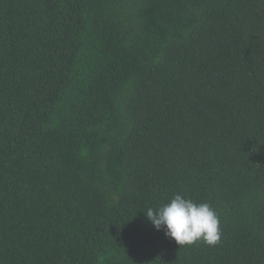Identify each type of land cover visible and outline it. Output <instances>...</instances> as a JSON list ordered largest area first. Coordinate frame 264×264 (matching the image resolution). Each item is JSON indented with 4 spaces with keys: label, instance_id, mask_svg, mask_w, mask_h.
I'll return each instance as SVG.
<instances>
[{
    "label": "trees",
    "instance_id": "trees-1",
    "mask_svg": "<svg viewBox=\"0 0 264 264\" xmlns=\"http://www.w3.org/2000/svg\"><path fill=\"white\" fill-rule=\"evenodd\" d=\"M0 264H264V0H0Z\"/></svg>",
    "mask_w": 264,
    "mask_h": 264
},
{
    "label": "clouds",
    "instance_id": "clouds-1",
    "mask_svg": "<svg viewBox=\"0 0 264 264\" xmlns=\"http://www.w3.org/2000/svg\"><path fill=\"white\" fill-rule=\"evenodd\" d=\"M143 213L155 230H163L179 246L199 241L215 246L221 239L220 216L209 202L197 203L176 194L167 203Z\"/></svg>",
    "mask_w": 264,
    "mask_h": 264
}]
</instances>
